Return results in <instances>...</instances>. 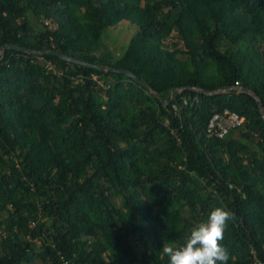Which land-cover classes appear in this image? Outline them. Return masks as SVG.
Listing matches in <instances>:
<instances>
[{"label": "trees", "instance_id": "1", "mask_svg": "<svg viewBox=\"0 0 264 264\" xmlns=\"http://www.w3.org/2000/svg\"><path fill=\"white\" fill-rule=\"evenodd\" d=\"M137 25L123 51L104 33ZM172 38V40H169ZM0 264H169L216 207L228 264H264V0H0ZM237 84L251 89L212 91ZM187 99V102L183 101ZM175 104L176 106L174 107ZM244 123L206 133L214 111Z\"/></svg>", "mask_w": 264, "mask_h": 264}, {"label": "clouds", "instance_id": "2", "mask_svg": "<svg viewBox=\"0 0 264 264\" xmlns=\"http://www.w3.org/2000/svg\"><path fill=\"white\" fill-rule=\"evenodd\" d=\"M233 213L224 207L214 208L205 222L195 225L182 244H164L162 252L169 264H228L229 250L224 246V233Z\"/></svg>", "mask_w": 264, "mask_h": 264}, {"label": "water", "instance_id": "3", "mask_svg": "<svg viewBox=\"0 0 264 264\" xmlns=\"http://www.w3.org/2000/svg\"><path fill=\"white\" fill-rule=\"evenodd\" d=\"M7 48H15V49L23 50V51L37 52V53H41V54H43V53L55 54V55L59 56L60 58H62L64 60H67L69 62H73V63L79 64V65H84V66H87V67H90V68H94V69H97V70H100V71H103V72L113 71V72L123 73V74H125L127 76L132 77L138 83H141V84L149 87L150 90L158 96V98L160 99L161 103L164 106H166L168 103L173 101L176 98V95H177V93L179 91L183 90L184 88H189L190 87V86H184V87L174 86V87L171 88L170 97L169 98H164L159 92L154 90L149 85V83L146 80L140 79L138 77V75L135 72H133L131 69H129V68L116 67V66H112V65H108V64L87 61V60L81 59V58H79L77 56L69 55L67 53L58 51L56 49L37 50V49L28 48V47H25L23 45H20V44H17V43H12V42H6V43H4V44H2L0 46V58L3 56V53L5 52V50ZM192 88H194L196 90L204 91V92H206L208 94H215V93H217V92H219L221 90L227 91L230 88L231 89H236V90H244V91H247V92L253 94L257 98L259 107L262 110V102H261L260 98L258 97V95H256L251 89H249L247 87H244V86L235 85L233 87L230 86L229 88H220V89H215V90H212V91H207V90L201 89L199 87H192Z\"/></svg>", "mask_w": 264, "mask_h": 264}, {"label": "built area", "instance_id": "4", "mask_svg": "<svg viewBox=\"0 0 264 264\" xmlns=\"http://www.w3.org/2000/svg\"><path fill=\"white\" fill-rule=\"evenodd\" d=\"M235 85H238L237 81L232 87ZM183 101L187 102V99L183 98ZM244 121L245 116L243 114L225 107L210 115L206 124V133L211 136L224 137L230 130L240 127Z\"/></svg>", "mask_w": 264, "mask_h": 264}, {"label": "rangeland", "instance_id": "5", "mask_svg": "<svg viewBox=\"0 0 264 264\" xmlns=\"http://www.w3.org/2000/svg\"><path fill=\"white\" fill-rule=\"evenodd\" d=\"M137 25L128 19H122L112 25L104 33V42L113 53H121L129 38L135 32ZM172 40V38H169Z\"/></svg>", "mask_w": 264, "mask_h": 264}]
</instances>
